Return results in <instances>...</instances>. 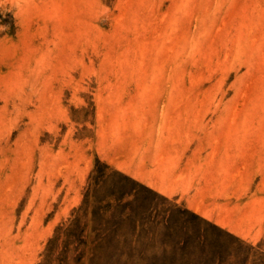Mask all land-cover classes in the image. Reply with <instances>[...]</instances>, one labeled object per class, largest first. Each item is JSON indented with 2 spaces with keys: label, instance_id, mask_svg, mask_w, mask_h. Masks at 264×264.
Here are the masks:
<instances>
[{
  "label": "rangeland",
  "instance_id": "374dc122",
  "mask_svg": "<svg viewBox=\"0 0 264 264\" xmlns=\"http://www.w3.org/2000/svg\"><path fill=\"white\" fill-rule=\"evenodd\" d=\"M0 25V264H44L97 161L149 230L257 260L264 0H0ZM75 246L50 264H109Z\"/></svg>",
  "mask_w": 264,
  "mask_h": 264
},
{
  "label": "trees",
  "instance_id": "16d2710c",
  "mask_svg": "<svg viewBox=\"0 0 264 264\" xmlns=\"http://www.w3.org/2000/svg\"><path fill=\"white\" fill-rule=\"evenodd\" d=\"M97 164L103 171L96 170L92 176L94 180L89 183L78 209L82 213L81 216L57 227L54 238L48 243L44 264L51 263L50 255L54 251L52 245L57 244L59 240L63 241L64 251L72 246L73 252L74 243L75 250L86 248L89 243L92 258L101 255L109 260V264H155L159 259H163V264H205L204 240L197 237L191 242H185L183 239L170 241L166 232L156 233L152 229L149 230L146 223L138 219L131 202L122 203L125 197L132 195V191L126 189L125 183L142 185L120 173L106 174L108 167L101 165L99 161ZM113 174H119L125 181V186L121 187L124 190L122 197L105 192L109 190L110 185H115L111 180ZM99 191H104L102 197L97 195ZM110 201H113L114 205ZM164 228L168 229L166 225ZM87 230L89 234L85 236ZM251 249L254 250L252 247ZM254 251L257 260L253 261V264H264V239Z\"/></svg>",
  "mask_w": 264,
  "mask_h": 264
},
{
  "label": "clouds",
  "instance_id": "9594fccd",
  "mask_svg": "<svg viewBox=\"0 0 264 264\" xmlns=\"http://www.w3.org/2000/svg\"><path fill=\"white\" fill-rule=\"evenodd\" d=\"M7 28V25H0V30H4Z\"/></svg>",
  "mask_w": 264,
  "mask_h": 264
}]
</instances>
